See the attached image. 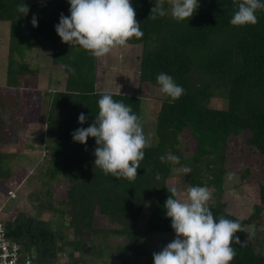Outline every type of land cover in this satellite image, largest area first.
Returning a JSON list of instances; mask_svg holds the SVG:
<instances>
[{
	"label": "trees",
	"instance_id": "obj_1",
	"mask_svg": "<svg viewBox=\"0 0 264 264\" xmlns=\"http://www.w3.org/2000/svg\"><path fill=\"white\" fill-rule=\"evenodd\" d=\"M130 2L143 32L142 38L133 37L127 42L141 47L138 71L134 72L139 89L144 85L160 87L156 77L161 72L185 89V94L174 102L165 95L153 120L148 114L142 116L139 94L100 90L99 59L61 41L55 25L61 14L70 15L68 0H0V21L9 23L0 108L25 110L29 108L25 97L36 95L40 68L38 62L33 68L27 61L30 52L34 51L36 57L40 50H48L52 70L64 76L62 88L40 90L39 95L47 97L42 114L44 141L27 146L47 150L45 166L40 164L35 173L40 178L38 207L48 218L25 211L11 218L0 217L6 238L19 245L31 264H98L96 259L105 262L106 251L113 247L115 238L120 239L111 256L116 264H140V259L142 264H153L144 234L174 232L164 203L171 194L169 188L174 186L179 191L172 181L175 168L190 167V173L183 175L188 186L213 187L220 193L227 173L230 137L249 130L245 137L248 147L264 156V10H257L255 25L234 26L229 23L237 10L234 0H198L199 7L192 17L179 22L171 17L167 0L164 7L169 14L156 20L150 18L156 0ZM22 3L29 8L27 15L17 11ZM4 89H13L14 94L5 95ZM105 93L131 106L145 137L147 133L155 136V143L144 149L134 181L106 175L94 164V137L85 144L72 138L76 129L94 121L99 111L97 102ZM213 98L227 105L211 107ZM81 113L87 117L84 124L78 122ZM5 125L6 119L0 116V143L6 141ZM169 154L178 156L179 163L160 159ZM17 155L21 154L0 151V181H11L10 163ZM57 183L64 186L61 192L54 191ZM147 206L150 212L144 224L140 217ZM208 206L217 220L223 216L242 224L243 231L235 235L243 244L233 243L236 255L231 264H264V253L245 241L249 235L245 226L258 225L264 211V183L259 186V202L253 204L247 217L227 212L221 202ZM84 244L91 247L88 253L83 250ZM64 251L66 260L61 262Z\"/></svg>",
	"mask_w": 264,
	"mask_h": 264
},
{
	"label": "clouds",
	"instance_id": "obj_2",
	"mask_svg": "<svg viewBox=\"0 0 264 264\" xmlns=\"http://www.w3.org/2000/svg\"><path fill=\"white\" fill-rule=\"evenodd\" d=\"M68 2L70 15H60L55 31L62 42L79 46L93 57H104L133 37L143 36L130 0ZM165 2L156 0L150 10L152 20L169 14ZM167 3L171 5V17L178 22L192 17L199 7L198 0H167ZM234 4L237 10L229 21L234 26L255 25L257 10H264L261 0H234ZM17 11L27 15L29 8L22 3L17 5ZM31 23L37 25L35 16ZM156 81L160 91L171 98L170 102L185 94V89L167 73H159ZM97 103L99 111L94 121L86 128L76 129L72 138L85 144L89 137H94L97 145L94 164L106 175L134 181L144 159V149L150 146L142 124L130 105L114 100L110 93L102 94ZM86 119L84 113L78 116L80 124ZM160 159L179 163V157L172 154ZM182 171L189 174L191 169L184 167ZM168 192L171 194L164 203L165 214L171 219L176 235L161 251L153 253V264H231L236 255L233 243L243 244L235 235L243 231L241 222L223 216L217 220L208 206L212 194L206 187L188 188L185 199L176 198L174 186ZM251 227L250 237L255 235L254 226Z\"/></svg>",
	"mask_w": 264,
	"mask_h": 264
},
{
	"label": "rangeland",
	"instance_id": "obj_3",
	"mask_svg": "<svg viewBox=\"0 0 264 264\" xmlns=\"http://www.w3.org/2000/svg\"><path fill=\"white\" fill-rule=\"evenodd\" d=\"M169 7L170 12L171 6L169 5ZM8 39L9 23L0 21V85H4L6 79ZM140 53L141 47L139 45L126 44L123 47L113 49L108 55L98 58L102 71L98 88L117 93L139 94L142 98V116L148 114L149 118L153 120L165 94L160 91V87L144 85L142 89H139V85L136 84L134 79V72L138 71ZM34 54H36L34 51L30 52L26 57L31 67H36L38 62L40 68L37 77L38 91L35 92L36 95L33 94L31 99L29 94L30 96L25 97L24 100L29 108L25 110L17 108L14 109L15 111H11L10 106L0 108V116L6 119V135L4 136L6 141L0 143V151L21 154L20 156H14L10 163L11 181H0V217L3 219L14 217L18 211L48 218V214L38 207L40 200L39 193L36 190L38 184H40V178L39 174L35 173L40 164L42 168L45 166L43 163L47 150H33L27 146L31 144L37 146L43 144L44 141L45 125L42 121V114L46 111L47 97L40 96V90H51L55 87L57 89L62 88L64 76L62 72L52 70L48 59L50 54L48 50H40L36 57ZM57 79L59 82L56 84ZM3 93L12 96L14 90L4 89ZM9 103L12 105L13 100L9 99ZM209 104L215 108L227 105L226 101L217 98L211 99ZM33 119L34 121H32ZM152 130H154V125ZM249 134L250 131L245 130L241 135L230 137L228 140L227 173L223 179L221 192L216 193L213 187H206L212 194L208 205L221 202L227 212L238 217H247L251 213L253 204L259 202V186L264 183V156L248 147L245 137ZM146 138L149 144L155 143L154 133H147ZM182 169L175 168L172 177V181L179 187L176 197L178 199H185L186 191L190 188L185 176H183ZM63 188L62 183L54 184L55 192H61ZM149 212L148 206L144 208L140 222L146 223ZM141 225L140 229L144 230L143 224ZM251 226L254 225L245 226V230L249 233L252 231ZM254 231L255 235L252 237L248 235L245 241L255 247L257 251L264 253V211L260 223L254 226ZM175 235V232L146 233L144 234V241L153 256V253L161 251L163 247L170 243ZM69 236L72 237V234L70 233ZM119 241V238L113 239V247L106 251L105 256L107 259H105V262L102 259H96L95 261L98 264H116L111 256L115 253L114 246H117L120 243ZM121 241L126 243V240L121 239ZM65 250L68 251L70 248L66 247ZM66 251H64V256H61V262L63 259L66 260ZM133 261L139 263L137 258H134ZM140 264H142L141 259Z\"/></svg>",
	"mask_w": 264,
	"mask_h": 264
},
{
	"label": "built area",
	"instance_id": "obj_4",
	"mask_svg": "<svg viewBox=\"0 0 264 264\" xmlns=\"http://www.w3.org/2000/svg\"><path fill=\"white\" fill-rule=\"evenodd\" d=\"M0 264H31V259L23 255L18 244L6 238L3 222L0 220Z\"/></svg>",
	"mask_w": 264,
	"mask_h": 264
},
{
	"label": "water",
	"instance_id": "obj_5",
	"mask_svg": "<svg viewBox=\"0 0 264 264\" xmlns=\"http://www.w3.org/2000/svg\"><path fill=\"white\" fill-rule=\"evenodd\" d=\"M90 249H91L90 246H86L85 244L83 245V250H84L85 253L88 252Z\"/></svg>",
	"mask_w": 264,
	"mask_h": 264
}]
</instances>
